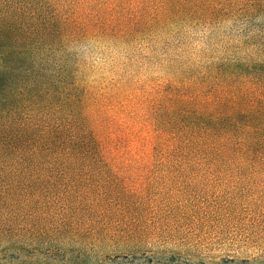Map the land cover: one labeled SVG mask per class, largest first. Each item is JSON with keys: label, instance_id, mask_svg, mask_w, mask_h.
I'll return each instance as SVG.
<instances>
[{"label": "rangeland", "instance_id": "1", "mask_svg": "<svg viewBox=\"0 0 264 264\" xmlns=\"http://www.w3.org/2000/svg\"><path fill=\"white\" fill-rule=\"evenodd\" d=\"M145 2L81 0L80 21L104 6L114 24L68 45L66 92L86 94L109 141L98 155L62 156L83 164L35 173L45 180L0 205V264H264V171L180 167L153 150L166 82L232 57L227 46L248 27L170 23L133 35L114 26Z\"/></svg>", "mask_w": 264, "mask_h": 264}, {"label": "trees", "instance_id": "2", "mask_svg": "<svg viewBox=\"0 0 264 264\" xmlns=\"http://www.w3.org/2000/svg\"><path fill=\"white\" fill-rule=\"evenodd\" d=\"M80 3L0 0V205L45 180L35 173L83 164L62 156L98 155L109 141L110 128L86 94L66 92L68 45L114 24L104 6L83 11L80 21ZM126 17L114 26L133 35L170 23L240 20L248 27L227 46L232 57L166 82L153 104V150L180 167L264 171V0H146L139 16Z\"/></svg>", "mask_w": 264, "mask_h": 264}]
</instances>
